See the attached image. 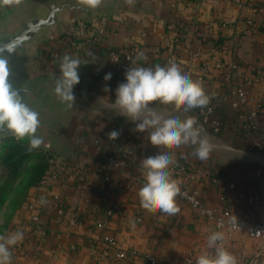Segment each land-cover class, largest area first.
Wrapping results in <instances>:
<instances>
[{
  "label": "crops",
  "instance_id": "1",
  "mask_svg": "<svg viewBox=\"0 0 264 264\" xmlns=\"http://www.w3.org/2000/svg\"><path fill=\"white\" fill-rule=\"evenodd\" d=\"M22 4L9 7L0 21ZM107 6L91 14L69 16L59 29L50 27L44 38L27 46L28 56L14 65L18 76L44 82L35 106L45 113L46 137L29 156L35 158L29 171L41 167L37 170L41 174L30 186L21 216L11 227L24 234L23 241L11 248V264H111L113 252L106 253L101 243L105 233L118 238L127 251L136 252L119 264H144L146 252L157 256V264H180L188 254L196 261L202 252L213 251L207 247L212 231L224 232L225 246L238 262L258 254V240L214 229L181 200H176L180 211L175 215L150 213L140 206L138 192L145 183L138 171L141 160L168 150L152 146L147 131L134 130L138 121L126 119L109 106L125 75L108 57V51L135 45L133 67L164 66L174 59L183 72L202 82L222 119V133L208 131L192 109L187 115L197 119L215 148L206 161L191 155V146H181L170 154L195 173L188 186L198 191L206 205L219 210L231 207L255 219L260 206L248 205L245 197L252 191L264 193V141L256 134L244 136L239 132L235 123L239 104L230 93L236 82L224 80L223 73L214 68L213 56L225 63L236 61L240 81H251L249 90L254 95L264 92V0H241L240 4L234 0H133L132 4L123 0L111 4L109 0ZM140 52L146 60L136 59ZM65 54L81 60L72 108L53 93L55 79L61 74L59 61ZM107 73L112 76L106 81ZM105 86L109 91L103 90ZM158 109L179 114L170 105ZM258 121L264 128L263 114ZM113 130L120 135L110 140L108 133ZM115 152H120L124 163L111 167L109 181L104 182V170L99 167ZM49 159L62 165L64 171L45 187L40 185V177L46 173L43 169L46 163L49 167ZM178 181L185 184V175ZM54 193L64 196V218L58 219L53 208L46 201L42 203L46 233L39 249L32 251L27 203L33 197L45 200ZM108 208L118 212L108 228H96V217ZM69 218H75L76 223L69 224Z\"/></svg>",
  "mask_w": 264,
  "mask_h": 264
},
{
  "label": "clouds",
  "instance_id": "2",
  "mask_svg": "<svg viewBox=\"0 0 264 264\" xmlns=\"http://www.w3.org/2000/svg\"><path fill=\"white\" fill-rule=\"evenodd\" d=\"M79 4L88 8H98L103 0H78ZM133 0H127L132 4ZM22 0H0V8L19 6ZM90 56L94 57L92 53ZM137 60L147 57L140 52ZM81 60L65 54L60 58V76L55 79L54 95L68 108L73 107L75 96L73 89L80 82L78 69ZM9 59L0 56V128L11 133L16 140H28V150L39 149L44 144L38 135L41 126L40 113L24 100V88H17L12 83ZM125 82L115 90V101L109 106L126 119L137 122L135 131L148 133L152 146L168 151L158 152L141 160L140 168L146 182L138 192L140 206L150 213L175 215L180 211L176 198L181 195L180 182L171 177L170 166L174 164L171 150L181 146H191V155L206 161L215 145L204 132L194 116L187 115L192 109L206 108L212 97L206 92L201 81L193 80L183 72L174 59L166 65L154 67L136 66L125 71ZM112 74L107 73L104 80H110ZM105 92L109 88L105 86ZM153 102L156 105L153 106ZM172 106L179 114L172 115L159 110L158 106ZM183 117V118H182ZM120 132L108 133L110 140L119 137ZM41 203H44L43 198ZM233 223L236 218H232ZM222 222L218 227H222ZM24 234L16 230L0 235V264H11V248L22 242ZM225 234L212 231L207 236V247L212 252H202L195 264H238L237 258L224 246Z\"/></svg>",
  "mask_w": 264,
  "mask_h": 264
},
{
  "label": "built area",
  "instance_id": "3",
  "mask_svg": "<svg viewBox=\"0 0 264 264\" xmlns=\"http://www.w3.org/2000/svg\"><path fill=\"white\" fill-rule=\"evenodd\" d=\"M184 0H181L183 2ZM186 1V0H185ZM191 1V0H187ZM240 4L241 0H234ZM226 24V23H225ZM224 24V25H225ZM178 45H174V49L177 50ZM174 56V54H172ZM136 56V46L129 45L127 47H119L117 49H110L108 51V57L116 64L124 74L125 71L134 65V58ZM214 57V68L223 73L224 80L230 82L235 80L236 85L231 90V94L234 95L239 104V110L236 114L235 123L241 134L244 136L258 135L259 138L264 141V128L259 126L258 118L260 114L264 115V92L258 95H254L249 87L253 84L251 81H240L238 78V64L236 61L231 60L225 63L221 57ZM195 113L198 116L200 122L214 135L222 133L223 122L221 117L216 112L215 105L210 104L204 108H196ZM104 164L99 167V170H104L103 180L109 181V170L111 167H116L124 163L123 157L120 152H115L105 157ZM61 170L64 171L62 165L55 163V160L49 159V167L45 174L40 179V185L49 187L59 177ZM139 173L143 175V181L146 182V178L141 168L138 169ZM170 173L173 179L178 180L179 176L185 175V184L180 185L181 195L176 200H181L193 209H195L200 217H203L205 221L216 230H225L228 233L237 232L243 237L256 239L259 241L260 252L255 255L242 258L238 264H264V193L260 191H252L245 197V201L248 205L252 206L258 203L260 206L259 217L252 219L245 215L236 213L231 207H225L221 210L216 207L206 205L199 196V193L195 189H191L188 183L193 180L194 172L188 171L186 166L179 160L174 159V164L170 166ZM231 187H234L233 183H230ZM53 208L58 219L64 218V196L60 193H54L46 197L44 202ZM41 199L37 197L31 198L27 203L29 210V229L31 232L30 242L32 251H37L41 245L43 235H45L46 227L41 218ZM118 212V209H106L103 213H100L95 221L94 226L98 229L108 228L111 217L114 213ZM236 218V222L233 223L232 218ZM138 220V218H136ZM69 224L74 225L76 223L75 218L68 219ZM222 222L223 226L218 227V224ZM15 231L9 228L5 234ZM101 243L108 251H112L111 264H119L122 260L126 259L130 255H135L136 252L131 250L127 251L122 246L119 239L112 234H103L101 237ZM225 246V243H224ZM226 247V246H225ZM73 249L76 247L73 246ZM157 256L152 252H146L144 254V264H157ZM180 264H195L194 257L188 254L183 257Z\"/></svg>",
  "mask_w": 264,
  "mask_h": 264
},
{
  "label": "water",
  "instance_id": "4",
  "mask_svg": "<svg viewBox=\"0 0 264 264\" xmlns=\"http://www.w3.org/2000/svg\"><path fill=\"white\" fill-rule=\"evenodd\" d=\"M107 1L96 9H88L79 4L78 0H23L22 6L3 21H0V56L9 59L11 81L17 88H24V100L30 107L40 113L41 126L37 134L46 137L44 124L45 113L35 106V100L43 89L41 79H25L18 76L13 68L21 59L28 56L27 46L44 38L50 27L59 29L69 16L85 15L106 9ZM111 4L123 0H110ZM108 9V8H107ZM42 114V116H41ZM51 121V120H50ZM12 136L6 129L0 128V139Z\"/></svg>",
  "mask_w": 264,
  "mask_h": 264
},
{
  "label": "rangeland",
  "instance_id": "5",
  "mask_svg": "<svg viewBox=\"0 0 264 264\" xmlns=\"http://www.w3.org/2000/svg\"><path fill=\"white\" fill-rule=\"evenodd\" d=\"M7 11L8 8H0V17L4 18ZM18 147L14 136L0 139V235L21 216L20 209L30 195L29 188L37 181V171H29L35 158L28 156L22 161L23 152Z\"/></svg>",
  "mask_w": 264,
  "mask_h": 264
},
{
  "label": "trees",
  "instance_id": "6",
  "mask_svg": "<svg viewBox=\"0 0 264 264\" xmlns=\"http://www.w3.org/2000/svg\"><path fill=\"white\" fill-rule=\"evenodd\" d=\"M18 150H20V151H22L23 152V154L20 156V159H22V161L26 158V157H28V156H30L33 152H34V150H32V151H29L28 150V143H23V142H20V141H18ZM38 167V166H37ZM39 168H41V167H38V168H34V170L35 171H37ZM47 168H48V165H47V163H46V165H45V167H44V171L41 169V171H43V172H45L46 170H47ZM42 172V173H43ZM37 174V173H36ZM40 174H41V172H40V170H39V172H38V174H37V177H39L40 176ZM43 175V174H42ZM41 175V176H42ZM41 178V177H40Z\"/></svg>",
  "mask_w": 264,
  "mask_h": 264
}]
</instances>
